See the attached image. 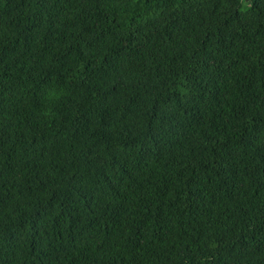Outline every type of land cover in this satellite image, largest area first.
Masks as SVG:
<instances>
[{
  "label": "trees",
  "instance_id": "obj_1",
  "mask_svg": "<svg viewBox=\"0 0 264 264\" xmlns=\"http://www.w3.org/2000/svg\"><path fill=\"white\" fill-rule=\"evenodd\" d=\"M0 264H264V0H0Z\"/></svg>",
  "mask_w": 264,
  "mask_h": 264
}]
</instances>
